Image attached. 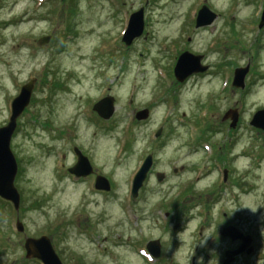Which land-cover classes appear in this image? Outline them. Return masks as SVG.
<instances>
[{
	"label": "rangeland",
	"instance_id": "obj_1",
	"mask_svg": "<svg viewBox=\"0 0 264 264\" xmlns=\"http://www.w3.org/2000/svg\"><path fill=\"white\" fill-rule=\"evenodd\" d=\"M203 5L216 19L195 29ZM263 6L264 0H0V127L20 87L35 80L10 139L19 207L16 215L0 198V264H40L22 247L42 235L61 264L148 263L127 245L130 229L165 240L167 263L190 264L194 256L204 264L205 235L213 237L222 221L253 237L246 248L263 246L264 256V132L249 125L264 109V31L255 23ZM140 8L142 35L126 47L121 35ZM43 37L47 44L38 45ZM182 52L202 56L208 74L176 81L172 70ZM245 67L243 90L233 88L234 69ZM106 96L113 113L101 120L91 109ZM143 110L146 118L135 120ZM228 111L237 115L235 129L223 120ZM73 148L107 179L109 194L70 179ZM148 153L162 180L145 179L130 206L132 179ZM177 206L187 210L178 213ZM171 211L179 224L174 239L164 221ZM232 242L212 246L206 264H219Z\"/></svg>",
	"mask_w": 264,
	"mask_h": 264
},
{
	"label": "water",
	"instance_id": "obj_2",
	"mask_svg": "<svg viewBox=\"0 0 264 264\" xmlns=\"http://www.w3.org/2000/svg\"><path fill=\"white\" fill-rule=\"evenodd\" d=\"M142 9H139L137 12L131 14L128 19L127 27L125 34H123L121 42L125 46H129L131 42L138 38L143 30V18H142ZM216 19V15L208 10L206 6H202L196 14L195 17V28H201L209 26ZM264 26V8L261 12L260 21L258 28ZM49 40V37H45L38 40V45L46 44ZM176 60L175 66L173 68V76L178 82H182L191 74L203 73L206 71L207 67L201 66V56H194L187 52H184ZM247 68L236 69L233 74L232 86L235 88H243L244 83L243 79L247 72ZM35 80L31 79L28 83H25L20 90L18 95L10 103V116L8 122L5 126L0 127V198L11 203L15 212L18 211L19 207V195L14 187L13 181L14 176L16 175L17 165L14 159L13 154L10 151V139L14 132L16 126V119L22 113V111L27 107L30 99V95L33 89ZM92 111L97 114L102 120H108L113 113L112 99L106 97L102 100L97 101L93 105ZM147 116V111L143 110L142 112H137L135 114V119L141 120L145 119ZM229 118L231 120L230 127L234 128V124L237 121V115L235 112L228 111L224 114L223 120ZM250 126L264 131V110L257 111L251 121ZM160 130L156 133L158 136ZM75 156L77 157L76 164L73 168L69 170L70 173L75 174L76 176H86L92 172L91 166L80 151L76 148L73 149ZM151 166V157L148 156L143 164L141 165L139 171L136 173L131 188V199L132 201L136 198L137 192L142 186L143 181L146 178V174ZM162 180L160 177H157V181ZM96 190H102L108 192L110 190V185L107 179L102 176H98L95 180L94 185ZM18 232H22V224L16 220L15 227ZM221 235L223 237H228L231 240L235 241L240 239L242 241L239 249L231 251L225 254V261L223 264H229L235 256L242 253L246 247L250 244L249 237H243L235 228L226 227L222 230ZM53 246L49 239L46 236H40L37 239L26 238L23 244L25 251L26 259H36L41 264H61L57 255L54 253ZM249 253L250 250H247Z\"/></svg>",
	"mask_w": 264,
	"mask_h": 264
},
{
	"label": "flooded vegetation",
	"instance_id": "obj_3",
	"mask_svg": "<svg viewBox=\"0 0 264 264\" xmlns=\"http://www.w3.org/2000/svg\"><path fill=\"white\" fill-rule=\"evenodd\" d=\"M259 17H260V14L258 13L256 15V21H257V22H255L256 25L259 21ZM257 31H259V32L264 31V27H262V29H257ZM257 41H259L258 38H257ZM208 71L209 70H207L205 73L200 74V75H207ZM259 79L261 80V78H259ZM155 140H156V138H155ZM148 155L151 156L152 167L150 168L149 172L147 173L145 179H147L148 177L149 178L155 177L156 179H157V177L162 178V175H158V172L153 170V165H154V163H156L155 156L153 155V153H148L146 156L144 155V157L142 158V162L145 160V158ZM213 160H214V162H221L222 157L220 158V154H218V155L215 154L213 157ZM75 161H76V159H75ZM217 166H218V164H217ZM67 170H68V168H66V173L68 174L70 179L75 184H81V183H84L85 181H89V184L92 188L94 187V182H95L96 177L99 175L98 173H94L95 171H93L92 174L90 173V175H87V176H81L80 175V177H75L74 175L69 174V172ZM224 170H226V169H224ZM174 172H176V171H174ZM226 174H227V172H226ZM226 179H227V176H226ZM223 182L225 183V181H223ZM144 183H145L144 185L147 184L146 181ZM93 191H94V194H97L100 196H105V195L109 194V193H104L103 191L102 192L97 191L95 189ZM129 191H130V189H129ZM130 192H128V201H130V198H129ZM138 200L139 199H137L136 201L134 200L135 202L130 201V203H129L130 206H134L135 204H137ZM172 211H171V214H173ZM164 216H165L164 221L167 223L166 226H169V227L172 226V228L170 230L166 231L168 233L167 238L174 239V238H176L177 234L179 233V231H178L179 224L176 222L174 214L169 216L168 213H166ZM224 217H225V215H224ZM134 220H135L134 222H137L139 220L138 216H134ZM139 222H143V220H139ZM173 223H174V225H172ZM232 224L233 223H229L228 221H222V224L218 227L217 230H215L213 237H211V235H205V239L203 240V243H204L203 250L204 251L206 250L204 252L206 260L204 261V264H206L210 260L209 256L206 253L209 251V249L212 246H214V247L219 246L220 244H226V241H231L227 238H222L221 236H219V234H220V228H223L225 226L232 225ZM232 226H234V224ZM173 227H175V229H173ZM129 232L132 233V235H129L128 237H133L134 239L129 240L127 242L128 243L127 245L131 248L133 253H137V254L141 255L142 258H144L146 261H148V263L145 262V264H174V263H167L163 260V258H164L163 244H164L165 240H163V239L161 240L160 237H148L147 238L144 235V232L141 230L130 229ZM243 235L247 236L245 234H243ZM251 239L253 242V237ZM252 242H251V244H252ZM255 243H256V239H255ZM232 245L234 247H230V246H229V248L226 247L222 251V253L220 255H218V257L220 259L219 264H221L222 261L225 259L224 258L225 252L227 250L232 251V250L238 249L241 245V241L237 240L235 242H232ZM254 246L251 245L252 251L249 255L244 252V253L240 254L239 256L235 257L231 264H236L238 261H243L245 263H248L252 259H256L257 261H260L261 264H264V256L259 254V251L262 253V247L263 246H259V247H257V246L254 247ZM190 264H195V257L194 256H192L190 258Z\"/></svg>",
	"mask_w": 264,
	"mask_h": 264
}]
</instances>
